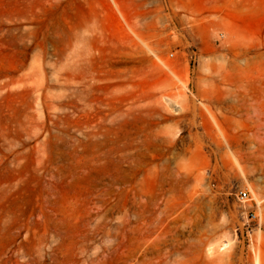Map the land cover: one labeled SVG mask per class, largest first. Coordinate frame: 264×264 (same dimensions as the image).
Instances as JSON below:
<instances>
[{
    "label": "rangeland",
    "instance_id": "1",
    "mask_svg": "<svg viewBox=\"0 0 264 264\" xmlns=\"http://www.w3.org/2000/svg\"><path fill=\"white\" fill-rule=\"evenodd\" d=\"M0 264H264V0H0Z\"/></svg>",
    "mask_w": 264,
    "mask_h": 264
},
{
    "label": "built area",
    "instance_id": "2",
    "mask_svg": "<svg viewBox=\"0 0 264 264\" xmlns=\"http://www.w3.org/2000/svg\"><path fill=\"white\" fill-rule=\"evenodd\" d=\"M235 196H236L237 201L239 203H242V204L246 203L248 200L251 199V195H250L249 191L246 189L238 190L236 192ZM249 216H250L251 220L257 219L258 218L257 210L256 209L251 210L249 213Z\"/></svg>",
    "mask_w": 264,
    "mask_h": 264
},
{
    "label": "bare ground",
    "instance_id": "3",
    "mask_svg": "<svg viewBox=\"0 0 264 264\" xmlns=\"http://www.w3.org/2000/svg\"><path fill=\"white\" fill-rule=\"evenodd\" d=\"M166 101H167V99H166ZM173 102V101H172ZM172 105V104H171ZM175 105V104H174ZM222 134V133H221ZM227 245V243L225 244V243H221V244H219L218 246H217V248L219 249L221 246H226ZM214 248H212L211 250H213ZM143 260H144V258H143Z\"/></svg>",
    "mask_w": 264,
    "mask_h": 264
}]
</instances>
